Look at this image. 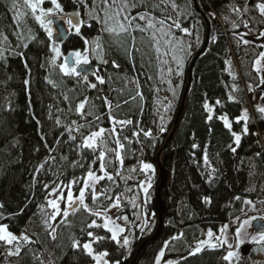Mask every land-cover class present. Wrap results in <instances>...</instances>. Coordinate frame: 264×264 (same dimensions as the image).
Listing matches in <instances>:
<instances>
[{
    "label": "trees",
    "instance_id": "16d2710c",
    "mask_svg": "<svg viewBox=\"0 0 264 264\" xmlns=\"http://www.w3.org/2000/svg\"><path fill=\"white\" fill-rule=\"evenodd\" d=\"M95 1L57 0L62 16L78 13L84 19L80 35L72 31L58 44L64 54L82 49L85 40L102 38L106 62L96 68L104 83L93 77L94 70L87 77L96 85L93 88L80 75H65L53 61L56 43L29 6L21 0H0V224H7L18 236L28 235L31 241L20 245L19 256L9 255L10 245L0 241V264H95L82 247H73L74 240L81 245L90 242L88 232L108 237L93 248L107 251L109 264H130L140 243L156 227V154L174 128L188 78L183 111L172 140L160 153L159 163L169 174L161 191L163 228L141 249L135 264H156L161 251L164 264L167 259L171 264H229L223 259L226 246L190 253L208 231L219 234L225 223L239 217L244 200H264V140L260 138L264 114L249 109L252 93L244 87L259 84L253 65L263 49L264 15L257 5L264 0H128L136 5L129 9L133 17L150 12L169 25L178 22L180 27L170 30L185 42L180 70L166 53L157 51L152 37L139 30L142 20L134 21L135 30L103 33L98 10L91 11ZM207 33L206 48L196 56L206 44ZM233 58L236 76L228 68ZM86 99L88 105L81 112L88 121L77 109ZM205 103L213 110L211 120ZM114 118L131 123H123L107 138L104 164L113 177L109 180L100 171L99 151L82 148L78 152L80 137L70 139L67 130L75 120L85 136L99 125L110 128ZM234 134L240 136L238 144ZM117 151L123 163L116 158ZM142 162L152 166L145 205L148 222L137 227L135 208L127 199H119L116 217L134 220L130 250L111 240L102 227L88 228L92 220L102 224L103 219L82 209L69 216L70 226L60 224L61 217L50 221L56 229L52 239L44 223L48 200L62 193L61 208H66L68 184L75 181V188L83 187L82 178L91 170L105 178L95 189V202L93 192L85 191L86 203L95 210H109L119 195L138 192L139 181L149 174L138 168ZM131 166L136 167L133 176L123 175ZM232 264L254 263L246 251Z\"/></svg>",
    "mask_w": 264,
    "mask_h": 264
},
{
    "label": "rangeland",
    "instance_id": "374dc122",
    "mask_svg": "<svg viewBox=\"0 0 264 264\" xmlns=\"http://www.w3.org/2000/svg\"><path fill=\"white\" fill-rule=\"evenodd\" d=\"M21 1L24 4H26L25 0H21ZM45 1H47L49 3L48 7L43 6V3ZM31 2L35 3L36 0H31ZM44 2L40 5V8L44 9L45 11H47L49 9H53V12H54L53 15L44 17L45 21L48 19H51L55 15L64 14L60 11H55L54 6L51 4V0H44ZM109 3H111V0H109ZM93 6H96V8H94V10H91L92 12L98 10V13H97L98 15H96V16L99 17V19H100L99 21H101V31H103V33H107L106 27L113 26L115 24V21L109 20L108 25L104 24L105 12H104L103 0L101 2L99 0L95 1L93 3ZM144 13H147V18L145 20H142L141 23H144V25L139 26V29L142 28L143 29L142 32L147 37H152L153 38L152 42H153V45L155 46V48L159 49L163 53H166L168 55V58L171 60V62H173L174 65L178 64L177 69L180 70L181 60H182V58L185 54V51H186V46H185V42H184L183 38L181 36H177L174 33H171L172 31L170 29H173L175 26L167 24V22L165 20L154 16V14H152L150 12H143L141 14H144ZM34 15H35V17L40 15L39 9L37 10L36 13H34ZM121 15L123 17V15H125V13H121ZM131 16L133 17V15H131ZM122 17H118L117 19H121ZM66 18H71L74 22L80 23V26L84 23V19L81 18V16L78 13H72V14L70 13L66 16ZM161 20L164 21L163 24H160ZM149 22H151L153 24L152 28L147 27ZM136 23H140V22H136ZM175 23H178V22L175 21ZM135 27H136V25L133 24V26L130 27L129 30H135ZM71 30L73 32L75 31L74 28H71ZM165 33H167V35H165ZM97 45H99L100 47L97 48ZM261 46L264 49V42L263 43L261 42ZM55 47L59 48L61 55L59 57H57L56 53L53 51L54 52L53 61L55 63H58V65L61 67L64 63V58L66 57L67 54H64L62 52V50L58 44H55ZM75 51H80L82 53V55L86 56L90 62L93 61L96 65L95 68L98 67V64L103 65L106 62V59L104 57V48H103V42H102L101 36L93 37L92 39L89 40V43L86 44L85 47H83L82 49L73 50L72 52H75ZM259 58L260 57H258L257 59H259ZM73 59H74V57H73ZM261 63H263V62L261 61ZM74 66H75V59H74ZM256 67L257 66L254 62L253 69L255 71H256ZM260 67L262 68V71H261V73L259 72V78L262 80V79H264V65H260ZM228 68H229V71L231 72V74L233 76L238 75L234 58L228 62ZM99 73H100V69L96 68L92 74L93 77L97 81H99L98 77L101 78ZM71 76H76V75H71ZM162 77L163 78L166 77V72H163ZM261 80H259V84H257V85H254L252 83H245L244 84L246 92L252 93V99H251L250 104H249V109L250 110L252 109L253 111L255 110L259 113H260V111L258 109L261 107H264V104H262L264 102V83H261ZM86 82H88L89 87H92L93 84L90 82L89 79H87ZM165 83L166 82H163V84H165ZM166 91L167 90H165V92ZM81 103H84V108H85V106L88 105V99L84 100ZM81 103H79V105ZM79 105H78L77 109H78V112H81L84 108L80 109ZM81 113H82V117L87 119L86 117H84L85 115L83 114V112H81ZM262 114H264V113H262ZM79 117H80V114H79ZM88 120H90V119H87L86 121H88ZM114 120L117 121V123H113ZM119 121H122V120L115 119V118L111 119L110 120V122H111L110 128L99 125L96 130L90 131L88 133V135L82 136L81 126H77V124L74 120L73 123L68 127V130H67L68 137L70 139H76V138L80 137V141H78V143H77V151L81 153L82 148H83V147H81L83 140L87 136H89L92 132L99 131L100 129H104V132L102 135V142L99 143V146L96 150H98L99 152L100 151L106 152L105 147L107 144V142H106L107 138L110 136H114L117 133L118 128L123 124V123H119ZM84 122H85V120L82 123H84ZM260 138L262 140H264V132H262L260 134ZM143 164H145V163L142 162L138 168L140 170L144 171L145 173L149 172V174L145 178H143L142 180L139 181L138 187H137L138 192L136 193V192L132 191L131 193H128V191H126L124 194L119 195V197H118L119 199H127L132 204V206L135 208V212H133V214H134L135 219L138 221L137 227H139V228H141L142 225H144L145 223L148 222V215L146 212L145 205H146L147 199L149 197L150 187L152 186V178L150 177V175H151L150 171H152V167L149 170H144ZM79 165H80V167L84 168V161L82 159L80 160ZM88 171L89 170H87L86 174H85L86 178H87V172ZM135 171H136V167L131 166V167L127 168L126 171L123 172L122 174L126 175L127 177H132L133 174L135 173ZM86 178H82V181L85 180ZM71 182H70V184H68V189L73 193V197L76 198L79 195V190L81 187L75 188ZM90 184H91V182H90ZM69 185H70V187H69ZM97 185H98V183L92 184L87 190L89 192H93V190L96 189ZM57 187H58V185H57ZM145 188L147 189V192H145ZM53 199H54V197H53ZM247 201H250L251 203H247ZM51 212H52V209L50 207H48V205H47V208L44 212V215L46 216V218L49 216V214ZM104 212L107 216H110L113 220H115V222L117 224H119L121 227H123L125 229V231L122 234H120V236H119V241H120L119 244L123 245L122 244L123 239L127 238L129 240V244L127 246H124V247L127 250H130V244L132 242L133 235H134V226H135L134 220L129 218L127 215L124 216V217H127V220H125L124 217L122 219H116L117 214H118V207H113V208L106 210ZM252 217H264V200H247V199L244 200L243 204H242V213L239 217L225 223V225L222 227L221 232L219 234L211 231L213 233V237L211 238V243L216 244L217 247H221V246L228 247L227 253H228V251H233L235 253V255L230 259L229 264H232L233 261L237 260L238 256L240 255L241 252H246V251H248L250 254L251 263L264 264V241L256 242L253 240V237H256L257 240H259V231L258 232L255 231L252 228V224H251V226H245L241 230L239 240L237 239V236H236V230L238 228H240V226L243 224V222L245 220L251 219ZM255 220H257V219H255ZM255 220H252V222H254ZM102 223H103V221H102ZM207 233L203 236V238H201L199 241H197V244L200 241L209 240ZM110 235H111V233H110ZM20 236H18V237H20ZM217 237H219L220 240H217L216 239ZM225 239L227 240V243L221 245L220 241L225 240ZM23 242L24 241H20V245ZM197 244H196V246H197ZM229 245H231L232 247L229 248ZM10 248H11V251L15 250V242L13 243V245H10ZM204 248H209V247H208V245H205ZM105 259H107V258H105ZM165 262H169L168 259ZM160 264H164L162 260L160 261Z\"/></svg>",
    "mask_w": 264,
    "mask_h": 264
},
{
    "label": "snow or ice",
    "instance_id": "6c2138e0",
    "mask_svg": "<svg viewBox=\"0 0 264 264\" xmlns=\"http://www.w3.org/2000/svg\"><path fill=\"white\" fill-rule=\"evenodd\" d=\"M43 2H44V0H36L35 3H32L31 0H25V3L31 8L33 13H36L37 10L39 9L40 15L36 16V19L40 22L41 26L45 28L49 39H51L53 36V31H52V28L49 27V25L52 24V20L48 19L45 21L44 17L51 16L54 14V12H53V9H49V10L45 11L44 9L40 8V5ZM103 3H104V12H105L104 24L108 25L109 20L115 21V24L113 26L106 27V31L109 33H115L116 35H120L121 33L127 32L128 29L133 26L134 21H136L137 19L138 20H145L147 18V13L140 14L136 17H132L129 14V9L132 7H135L136 5L134 3H129L128 0H111V3H109V0H103ZM51 4L54 6L55 11H63V9L61 8V5L57 2V0H51ZM257 7L259 8L260 13L262 15H264V4H259V5H257ZM236 11H239V9H236ZM121 13H126V14L123 15V17L121 19H117L118 17H121ZM67 23L71 28L75 29V32L77 35H80V23L74 22L71 18H67ZM163 23H164V21L161 20L160 24H163ZM175 26L177 28L180 27V25L178 23H176ZM245 26L247 27V24ZM137 27L139 28V25H137ZM147 27L152 28L153 24L151 22H149ZM139 30L143 31L142 28H140ZM184 31H187V30L185 29ZM165 35H167V33H165ZM84 42H85V44H88L87 40H85ZM246 43H247V41H246ZM99 47L100 46L97 45V48H99ZM52 50L56 53L57 57H59L61 55L59 48L54 46ZM157 51H159V49H157ZM69 55L74 57L75 66H73V67L68 66V57L66 56L64 58V63L61 66V71L65 75H79V73L77 72V67H79L80 65L89 64V60L87 59L86 56L82 55V53L80 51L72 52ZM262 60H264V53H261L260 58L255 61V64L257 66L256 67L257 72L261 71L260 65H261ZM83 79L87 80V76L85 75L83 77ZM98 79H99L101 84L104 83V80L102 78L98 77ZM261 83H264V79L261 80ZM92 87L94 88V87H96V85L93 84ZM217 103H219V101H217ZM204 107L209 112L208 119L211 120V118H212L211 113L213 111L212 108L208 105V103H205ZM79 108L83 109L84 103H81L79 105ZM258 110L261 113H264V107H261ZM220 118L224 121L225 126L230 129L231 125L229 124L227 117L222 116ZM246 118H247V116L245 114V119ZM113 123H117V121L114 120ZM119 123H131V121H127V122L119 121ZM245 131H247L246 127H245ZM103 132H104V129H100L99 131L92 132L89 136H87L83 140L81 147L88 148V149L95 151L98 148L99 143L102 142ZM146 135H148V133H146ZM235 140H236V143L238 144L240 142V136L235 135ZM116 144H117L118 148H120V149L123 148V145L120 144L118 139L116 140ZM105 156H106V153L104 151L99 152V155H98V160L100 161L99 168H100V171L104 172L105 176H107V178L109 180H111L113 177L108 175L106 170H105V164H104ZM116 158L120 159L121 163H123V161L120 157L119 151L116 152ZM205 162H207V156H205ZM93 163H95V161H93ZM151 167L152 166L150 164H147V163L143 164L144 170H149V169H151ZM105 176L96 175V174H94L93 171L89 170L87 172V178L85 180H83V187L80 188L78 197L74 198L73 193L70 190L68 191L67 197H66L67 207L64 209L61 208V204H60V200L65 199V197L62 193L59 195L58 199H51V200L47 201V205H48V207H50L52 209V212L45 219L44 223L47 226V228L51 230L49 234L51 235L53 240L56 239V229L53 226V224L50 223V221H56L57 217H61V220L59 221V223L65 225V226H70V221L68 219L69 216L75 215L77 212H79L82 209L84 212L88 213L89 216H94V217H98V218L103 219L102 224H98L96 220H92L90 223L87 224L88 228H101L102 227L108 233H111V237H110L111 240L117 241V243H120L119 236H120V234H122L125 231V229L123 227H121L119 224H117L115 222V220H113L110 216H107L105 214V212L95 210V209L91 208L86 203L85 191L92 184L98 183L100 180L104 179ZM90 182H91V184H90ZM71 183L74 184L75 181H72ZM69 187H70V185H69ZM145 192H147L146 188H145ZM92 199H93V202H95L96 199H98V197L95 193V190H93ZM247 203H251V202L247 201ZM0 207H3V205L0 204ZM112 207H119V198L118 197L116 198V202L112 204ZM69 209L71 211H69ZM124 219L127 220V217H124ZM255 219L264 220V217H252L251 219L245 220L243 222V224L240 226V228H238L236 230V236H237L238 240L240 238L241 230L245 226H251L252 220H255ZM87 235L91 238L90 242H87V243H84L83 245H81L79 241L74 240L73 241V247L74 248H81L82 247L84 253L87 256L91 257V259L93 261H95V264H109V261L107 259H105L108 256V252L107 251L96 252L93 248L94 243H99L100 241H103V240L107 239L108 237L97 235L93 232H88ZM207 236L209 237V240L198 242L195 249L190 253L191 255H196L197 253L201 252L204 249L205 245H208V247L212 248V249H215L217 247L216 244L211 243V238L213 237V233L211 231H209L207 233ZM216 239L220 240L219 237H217ZM253 240L256 242L264 241V226H262V228L259 231V240H257L256 237H253ZM0 241L5 242L7 245H13V243L15 242V250L14 251L10 250L8 254L9 255H16V256H19L20 252H21L20 241L31 242L29 236L26 234L18 237L17 235L10 232L7 224H0ZM220 243H221V245L226 244L227 240L226 239L222 240V241H220ZM122 244H123V246H127L129 244V240L127 238H124ZM231 247L232 246L229 245V248H231ZM234 255H235V253L233 251H228L227 255L224 256L223 259L226 261H230V259ZM163 256H164V251H161L159 253V256L156 258V264H160L161 258H163ZM168 264H171V262H168Z\"/></svg>",
    "mask_w": 264,
    "mask_h": 264
},
{
    "label": "water",
    "instance_id": "95a60500",
    "mask_svg": "<svg viewBox=\"0 0 264 264\" xmlns=\"http://www.w3.org/2000/svg\"><path fill=\"white\" fill-rule=\"evenodd\" d=\"M66 16H54L51 18L52 20V24L49 25V27L52 28L53 31V36H52V41L56 44H62L65 40H67V38L69 37L70 33H71V28L68 25L67 21H66ZM207 40H208V33H207V39H206V44L204 45V47L197 53L196 56L200 55L204 49L206 48L207 45ZM72 53V52H70ZM68 53L66 56L68 57V66L69 67H73L74 66V59L72 56H70ZM193 63V60L191 61L190 65H189V71L188 73L190 74V69H191V65ZM94 70V65L92 62H89V64L87 65H80L79 67H77V72L79 73V75H81L82 77H84L85 75H89L93 72ZM190 87V78H188L185 86H184V90L182 92V96L179 102V106H178V110L175 113V119H174V128L171 129L170 133L167 135L164 144L162 145L161 149L158 151V153L156 154V167H157V175H158V179H159V183L156 185L155 187V194H154V198L156 199V204H157V223H156V227L153 231L152 234H150L147 238H145L139 245L136 254L134 255V257L131 259L130 264H135L138 261L139 255H140V251L143 247H145L146 244H148L149 242L154 241L156 238L159 237L162 228H163V218H164V213H165V207L163 204V201L161 199V191L163 190L164 186L167 183L169 174L167 171H165V169L161 166V164L159 163L160 161V153L161 151L170 143V141L172 140V136L175 130V125L177 124V121L179 120L181 113L183 111V105L188 93ZM262 226H264V222L260 219L255 220L252 223V227L255 231H260V229L262 228Z\"/></svg>",
    "mask_w": 264,
    "mask_h": 264
},
{
    "label": "flooded vegetation",
    "instance_id": "af4514ba",
    "mask_svg": "<svg viewBox=\"0 0 264 264\" xmlns=\"http://www.w3.org/2000/svg\"><path fill=\"white\" fill-rule=\"evenodd\" d=\"M261 52L264 53V49H262ZM259 57H260V55H259ZM262 62H263V63H261V65H264V60H262ZM261 71H262V68H261ZM261 71H260V73H261ZM255 72L257 73V75H258V77H259V72H257V71H255ZM259 80H261V79L259 78Z\"/></svg>",
    "mask_w": 264,
    "mask_h": 264
}]
</instances>
